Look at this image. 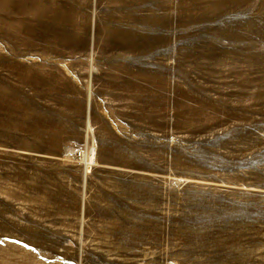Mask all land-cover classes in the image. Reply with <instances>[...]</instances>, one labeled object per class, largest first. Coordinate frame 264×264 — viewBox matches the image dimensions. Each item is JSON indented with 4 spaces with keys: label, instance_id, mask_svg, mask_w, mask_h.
I'll return each mask as SVG.
<instances>
[{
    "label": "rangeland",
    "instance_id": "rangeland-1",
    "mask_svg": "<svg viewBox=\"0 0 264 264\" xmlns=\"http://www.w3.org/2000/svg\"><path fill=\"white\" fill-rule=\"evenodd\" d=\"M0 264H264V0H0Z\"/></svg>",
    "mask_w": 264,
    "mask_h": 264
}]
</instances>
